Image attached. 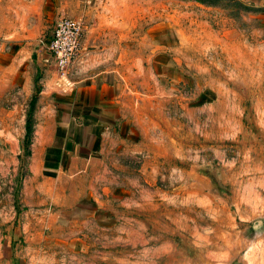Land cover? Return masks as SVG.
Masks as SVG:
<instances>
[{
	"label": "rangeland",
	"instance_id": "obj_1",
	"mask_svg": "<svg viewBox=\"0 0 264 264\" xmlns=\"http://www.w3.org/2000/svg\"><path fill=\"white\" fill-rule=\"evenodd\" d=\"M32 3L0 6V53L22 41L21 70L32 80L16 82L0 64V264H244L264 232V5L83 0L69 14L83 26L69 78L122 71L139 144L106 146L86 173L61 184L43 183L30 168L34 126L49 116L45 97L30 100L56 72L48 49L55 22ZM158 22L175 37L168 63L156 67L162 75L147 60L122 63L121 35L140 37L148 57ZM86 195L113 227L83 217Z\"/></svg>",
	"mask_w": 264,
	"mask_h": 264
},
{
	"label": "crops",
	"instance_id": "obj_2",
	"mask_svg": "<svg viewBox=\"0 0 264 264\" xmlns=\"http://www.w3.org/2000/svg\"><path fill=\"white\" fill-rule=\"evenodd\" d=\"M32 1L33 8L38 9V13L48 23L55 22L63 15L74 13L83 0ZM254 1L260 6L264 5V0ZM149 34L148 40L150 43L154 42L156 49L148 57L140 54V37L134 35L131 37L128 31L125 36L121 35L120 49L123 55L127 56L124 59L121 57V61L126 65L131 62L140 66V63L147 60L153 72L160 76L162 73L156 67L160 66L162 70L164 63H168L167 52L174 46V33L169 25L158 22L153 24ZM23 50L22 41L11 40L4 48V52L0 53V64L11 69L16 82L21 81L23 85H28L32 80L27 71L21 70L28 60V55L23 53ZM130 52L134 53L131 60L128 59ZM95 64L107 62L96 61ZM118 72L116 67L98 68L93 72H82L70 78L69 84L55 72L43 78L41 86L35 88L33 105L40 95L45 97L49 109V116H44L36 122L31 142L30 168L41 177L43 183L70 184L74 175L86 173L88 161L101 159L104 150L107 149L106 146L134 148L139 144L136 142L139 138H135L139 132L136 129L138 126L135 127L134 121L126 118L128 105L120 92ZM119 74L122 76V71ZM67 187L70 188V185ZM83 202L84 213L90 210L89 215H83L84 218L103 228L115 225L114 217L102 214L99 205L94 207L86 204L92 202L88 195ZM65 216L67 219L72 218L69 215ZM245 252L244 264H264V232L262 238L258 237Z\"/></svg>",
	"mask_w": 264,
	"mask_h": 264
},
{
	"label": "built area",
	"instance_id": "obj_3",
	"mask_svg": "<svg viewBox=\"0 0 264 264\" xmlns=\"http://www.w3.org/2000/svg\"><path fill=\"white\" fill-rule=\"evenodd\" d=\"M82 30L83 26L79 18L63 15L56 19L52 36L48 41V49L52 55L56 72L66 84L70 83L69 72Z\"/></svg>",
	"mask_w": 264,
	"mask_h": 264
},
{
	"label": "trees",
	"instance_id": "obj_4",
	"mask_svg": "<svg viewBox=\"0 0 264 264\" xmlns=\"http://www.w3.org/2000/svg\"><path fill=\"white\" fill-rule=\"evenodd\" d=\"M34 99H35V95L32 96L31 103H30L31 106H33ZM26 127H27L26 135H27V137H29L30 133L32 132L31 120H30V122L28 121V123H26Z\"/></svg>",
	"mask_w": 264,
	"mask_h": 264
}]
</instances>
